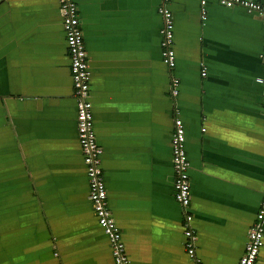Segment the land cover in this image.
<instances>
[{"label": "crops", "instance_id": "obj_1", "mask_svg": "<svg viewBox=\"0 0 264 264\" xmlns=\"http://www.w3.org/2000/svg\"><path fill=\"white\" fill-rule=\"evenodd\" d=\"M76 1L101 165L130 264H196L173 196L175 107L186 127L196 257L238 264L264 195L261 18L207 0L202 19L201 0H170L173 101L163 0ZM76 114L58 0H0V264H114L90 203Z\"/></svg>", "mask_w": 264, "mask_h": 264}, {"label": "built area", "instance_id": "obj_2", "mask_svg": "<svg viewBox=\"0 0 264 264\" xmlns=\"http://www.w3.org/2000/svg\"><path fill=\"white\" fill-rule=\"evenodd\" d=\"M65 41L70 60V74L73 81V97L77 105V135L83 154L86 174L89 179V199L98 225L109 239L114 264H130L123 240V232L110 207L104 170L101 165L103 153L99 144L94 122L91 101V78L89 55L85 47L80 11L76 0H58ZM170 0H163L159 13L163 19L160 29L162 59L171 72L169 95L176 101L180 93V79L174 74L177 54L174 47L175 20L169 8ZM207 0H201V17H207ZM226 8H242L257 14L264 24V2L254 0H218ZM264 64V47L261 52ZM206 77L207 69L203 67ZM264 86V75L256 78ZM176 106V104H175ZM173 132L171 137L173 165V196L181 206L184 217L185 249L187 255L200 264L197 254V231L193 226L191 163L186 149V127L175 107L173 113ZM264 248V195L255 220L248 231L245 251L238 264H259Z\"/></svg>", "mask_w": 264, "mask_h": 264}]
</instances>
